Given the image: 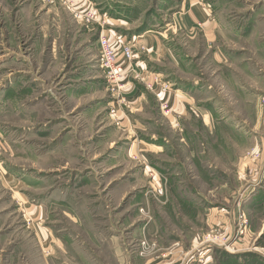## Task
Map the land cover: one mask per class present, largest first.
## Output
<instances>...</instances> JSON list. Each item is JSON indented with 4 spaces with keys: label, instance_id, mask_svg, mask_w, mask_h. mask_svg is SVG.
Here are the masks:
<instances>
[{
    "label": "rangeland",
    "instance_id": "1",
    "mask_svg": "<svg viewBox=\"0 0 264 264\" xmlns=\"http://www.w3.org/2000/svg\"><path fill=\"white\" fill-rule=\"evenodd\" d=\"M199 1L207 11L216 12L228 6L242 13L263 8L264 13V0ZM181 2L97 0L94 4L108 16L117 13L129 21L135 20L141 26L139 30L149 31L147 35L165 37L177 63L162 62L160 72L172 77L167 76V80L174 84L165 81V86L171 91L185 87L183 90L192 99L193 106L202 110L208 100L216 109L221 104L229 105L236 113L225 116L238 121L242 126L241 135L236 136L235 130L219 124L211 130L203 128L200 114L187 115L172 129L157 114L156 102L150 100L151 113L147 117L156 126L139 131L138 135L148 145L151 134L157 139L154 141L164 139L166 144L162 153L142 152L139 147L131 148L133 140L128 137L133 132L127 135L117 130L107 119V109L98 110L101 106L96 103L102 96L94 91L89 93L88 80H83L85 59L89 56L86 48L58 49L55 64L48 67L41 65V58L34 55H30L31 65L3 56L0 58L3 61L0 65V166L14 173L19 182L16 189H21V194L39 212L27 215L23 210L14 214L15 203L11 206L10 197L0 193V264H177L178 258L173 255L180 250L175 243L177 239L187 246V253L194 252L188 264H223L226 259L223 251L227 247L240 253L250 250L259 254L229 259L226 264L233 261L264 264V236L256 243L247 239L240 242V246L246 245L244 250L232 248L229 246L235 237L230 241L216 226L208 225V213L217 212L222 205H232L233 199L228 197L236 181L227 163L226 181L218 179L217 168L222 165L219 151L221 148L231 151V145L240 140L236 145L242 144L243 158L250 159L248 153L253 149L249 150L250 143L244 138L251 135L259 119L263 132L259 127L260 134H257L264 136V95L259 97L262 111L256 115L250 113L243 98L228 90L227 79L220 76L215 62L216 51L213 47L208 49L204 33L197 31L190 35L174 28ZM73 22L79 27L78 22ZM255 38L264 41L263 33L257 32ZM20 53L32 54V50L23 47ZM263 63L256 59L261 70H264ZM27 71L34 76L33 81L20 83L21 88L26 87L27 95L18 102L27 110L18 108L21 115L17 116L22 117L16 121L11 116V111L17 109L15 99L5 91L18 73ZM238 77L241 78L240 72ZM100 81L107 92L106 102L110 92L103 72ZM69 82L71 88L74 84L79 88L65 90ZM206 86L212 88L210 99L205 95ZM263 86L261 81L256 83L258 89ZM81 91L84 92L80 94ZM211 116L213 121L220 119L213 113ZM26 126L27 129L22 128ZM244 166L243 169H249V163ZM237 179L241 183L246 181L239 175ZM220 185L227 187L220 189ZM157 186L162 195L157 194ZM189 199L196 201L193 206H189ZM16 204L22 208L19 202ZM243 211L240 209L238 221L242 224L237 226L235 236H241L248 227L246 214L253 221L264 217V211ZM43 227L58 240L50 242L45 249L39 240ZM207 235L216 236L220 242L206 245L204 251L196 254L194 249Z\"/></svg>",
    "mask_w": 264,
    "mask_h": 264
},
{
    "label": "crops",
    "instance_id": "2",
    "mask_svg": "<svg viewBox=\"0 0 264 264\" xmlns=\"http://www.w3.org/2000/svg\"><path fill=\"white\" fill-rule=\"evenodd\" d=\"M85 1L90 2L93 6H95L94 2H97V0H77V2ZM104 1L106 3H108V1L111 3L113 2V0ZM182 1L180 11L176 13L179 16H175L177 19L174 23V28L177 31L185 32L190 35L197 31H202L208 49L213 47L216 51L215 62L220 76L222 77L223 75L225 81L227 79L228 90L245 100L243 102L246 106L250 107L251 114H260L262 108L259 103V97L264 95L262 94V92L264 93V86L258 89L256 83L261 81V83L263 82L264 84V70L258 68L256 59L264 61V41H257L255 36L257 32L263 33L264 35L263 8L261 10L253 9L246 13H242L241 11H234L233 7L230 9L227 8L228 6H223V9L214 12L211 10L207 11L205 5L199 0ZM186 1H188V3H186ZM205 1L210 2L211 0ZM217 1L218 3L230 2V0ZM234 7H236V5H234ZM96 9L99 11L98 8ZM235 10L237 9L235 8ZM99 12L107 15V25L103 28L95 26L86 31H84L85 29L82 31V29H79V27L82 26L80 24H78L79 27L75 25L71 19V14L60 6L46 7L37 0H0V58L5 56V58L9 57V60H15L24 65H31L32 59L30 55H34L36 58H41V65L48 67L55 64L53 60L56 59L55 53L58 52V49L65 48V50L69 51H79V49L85 50L86 48L88 50L86 54H89V56L85 59L87 60L86 66L84 67V69H86L84 70V76L86 75V77L83 80H88L89 93L94 91L96 94H101L100 96H102V99L98 100L96 103L101 106L98 110H104L106 108L108 112L111 106L110 98L105 102L107 92L102 88L100 81L102 72L99 70L97 62H95L99 52V34L101 33L103 36L107 37L113 45L117 53L118 61H123V45L136 37L142 36V39L137 40V44L134 48L132 63L125 66L126 76L124 81L128 83L129 86L124 95L129 103V107L123 110V115L121 114V118L123 119L120 127L115 126L117 130L126 132L127 135L133 132L131 137H128L129 140H133V142H131V148L136 149V147H139L142 152L146 150H156L155 152L158 153L163 152L166 144L164 139L156 142L154 141L157 140L155 135L151 134L148 137V141L151 144L149 143L148 145L141 141V134L138 135L139 131H147L149 127L156 126V122L147 117V115L151 113L150 100L156 102L157 114L164 118L166 123L172 126V129H174V126L176 127L177 124L179 125L180 120L185 119L187 115L190 116L194 114L197 116L200 114L203 128L211 130L219 124V126L223 128H227L228 126L235 130L236 136L241 135L240 130L242 126L238 121L230 118H228V120L225 116L226 114L236 113L229 105L227 107L221 104L218 105L216 109L214 108L213 102L208 100L205 101V110H202L193 106L192 99L187 94L186 90H183L185 87L175 91H171L168 88L166 92H162V86L165 85V81H169V83L174 86L172 81L167 80V76L170 79H172V77H169V75H166L164 72H160L162 70L161 66H163L162 62L172 61L174 62L173 64H177L176 61H174L171 48L167 46L165 37L159 38L147 35L149 31L139 30L141 26L138 24L136 25L135 20H127L126 16L123 17L117 13H115L116 15L110 14V16H108L107 12ZM66 42L68 43L66 44ZM62 43H64V45ZM23 47L31 49L32 54L25 53L23 56L20 55V51ZM141 47H144V50H141ZM258 50L260 54H258ZM80 57L82 56L80 55ZM50 60H52V62ZM1 63H3L2 60L0 65H2ZM239 72L241 74L240 79L238 77ZM133 73L146 78V82L151 85V89L148 90L144 83L134 79ZM18 74L19 76H15L14 81H11L10 86L5 91L9 92L15 99L14 104L17 109L11 111V116L16 121L22 117L17 116V114L21 115L19 110H27L24 106L20 107L18 105L19 98H23L24 95H27L24 93L27 92L26 87L21 88L20 83H22V81L32 82L34 77L30 75L28 71L24 74ZM155 79H157V83L154 82ZM174 81L177 82V80ZM225 81L224 84H226ZM71 85V82L66 84L65 90L69 91L73 88H79L77 84H74L72 88ZM226 88L227 87L224 86L223 89L225 90ZM220 89L218 94L221 92ZM211 90L212 88L210 86H206L205 95L208 99H210ZM258 90H260V92ZM83 92L84 91H81L80 94ZM162 102L166 103L171 110L168 117H163L161 114L160 103ZM85 107L90 108L91 105ZM98 110L96 109L94 112L97 113ZM211 113H213L215 117L218 115L220 119L213 121L214 118L211 116ZM107 119L109 121L111 120L108 114ZM260 122V119L257 120L251 135L244 138L250 143L249 146L247 145L250 147L249 150L253 149L251 153H248L250 156L249 160L243 158L242 153L245 149L241 146L242 144L239 147L236 145V143L239 144L238 141L240 140L235 141L236 143L231 145L232 147L229 146L232 148L231 151H225L222 148L221 151H219V155L221 156L219 161H221L222 165H218L217 177L221 179V181L222 179L226 181L227 171L225 163H227L230 170L233 171L234 178H236L234 188H229L230 196L228 198L233 200L231 206L222 205V207L218 208L219 210L217 212L208 213V225L210 227L216 226L219 231H222L225 236L230 238V241H233L235 237L234 241L231 243L232 245L229 247H238V249L243 250L246 245L240 246V242L247 239L250 242L252 241V243H256L264 236V217H257L256 220L253 221L252 217L247 214L246 219L249 223L248 227L244 229L241 236H235L237 226H241L242 224L241 220L238 221L240 209H242V211L245 210L247 213L264 211V136L258 137V134H260L258 129L261 128V131L263 130V124ZM22 128L27 129L28 126ZM112 144H114V142ZM112 144H110V146ZM247 163H249V169L245 170L243 166ZM177 172L178 170L173 173L176 174ZM238 175L246 180L245 183H241V180L239 182L237 179ZM18 184L19 182L15 179L14 173L9 170H3L2 166H0V193L7 194V196L10 197L11 206L15 203L13 208L15 210L13 213L22 212L23 210H25L23 212L27 215L38 213L39 211L35 210V206L28 202L27 198L23 196L24 194H21V189H16ZM226 187V185H220V189H226ZM225 197L226 196H224V200ZM17 202L22 205V208L17 206ZM188 202V204H190L189 206H193L196 201H194V199H189ZM230 202L231 200H229V203ZM251 221H253V223ZM189 229L191 230L192 228L189 227ZM39 240L42 249H45V247L49 248L50 242L58 241L50 236L49 230L46 229V227L42 228ZM175 243H178L180 248V250L173 254L178 258L177 264H188L190 257H194V252L190 250V252L187 253V250H185L187 246L180 239H177ZM232 250L228 249V247L224 249L223 254L226 259L223 260V264H226V261L229 259L240 260L242 258L254 257V254H259L251 252L250 250H247V252L242 251L241 253L240 251ZM179 258L182 260L180 261ZM233 264L238 263L233 261Z\"/></svg>",
    "mask_w": 264,
    "mask_h": 264
},
{
    "label": "built area",
    "instance_id": "3",
    "mask_svg": "<svg viewBox=\"0 0 264 264\" xmlns=\"http://www.w3.org/2000/svg\"><path fill=\"white\" fill-rule=\"evenodd\" d=\"M44 5H59L62 8L66 9L72 16L73 20L78 22L86 30L95 26L103 28L107 25L108 18L106 14L100 13L95 6L90 2H77V0H39ZM142 39V36L136 37L129 42H126L122 47V56L123 61L117 60V53L115 48L110 43L107 37L103 36L101 33L98 37V65L100 70L103 72L106 82L108 84V90L110 92V109L109 117L114 126L120 127L122 124L121 114L123 115V110L129 107V103L126 100L124 95L127 87L129 86L126 83L125 76V66L132 63L134 58V48L137 44V40ZM144 50V47L140 48ZM134 74V79L139 82L144 83L145 87L149 90L151 85L146 82V78ZM157 83V79L154 80ZM168 87L165 85L162 86V92H166ZM160 111L162 115L169 116L171 113L170 108L166 103H160ZM158 188L159 195H162L160 187ZM214 235V234H213ZM207 235L206 239L203 242H200L198 248L194 249L195 252L201 253L204 251L206 245H212L214 242H220L219 238L216 236Z\"/></svg>",
    "mask_w": 264,
    "mask_h": 264
}]
</instances>
